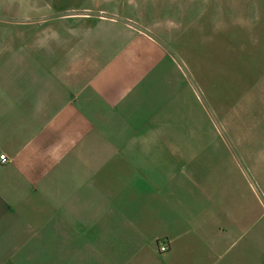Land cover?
Masks as SVG:
<instances>
[{
	"label": "crops",
	"instance_id": "0c3cea01",
	"mask_svg": "<svg viewBox=\"0 0 264 264\" xmlns=\"http://www.w3.org/2000/svg\"><path fill=\"white\" fill-rule=\"evenodd\" d=\"M200 5L2 0L0 264H264V134L171 68Z\"/></svg>",
	"mask_w": 264,
	"mask_h": 264
},
{
	"label": "rangeland",
	"instance_id": "374dc122",
	"mask_svg": "<svg viewBox=\"0 0 264 264\" xmlns=\"http://www.w3.org/2000/svg\"><path fill=\"white\" fill-rule=\"evenodd\" d=\"M200 6V21L180 30L179 43L171 39L167 45L171 68L184 74L204 102L209 94L203 91L212 86L218 102L212 114L217 133H248L254 139L264 134V0H201ZM18 25L24 27L17 18L0 14V85L17 74L16 62H4L2 39L13 46L19 34H32L30 24L25 30Z\"/></svg>",
	"mask_w": 264,
	"mask_h": 264
},
{
	"label": "built area",
	"instance_id": "2783aa9c",
	"mask_svg": "<svg viewBox=\"0 0 264 264\" xmlns=\"http://www.w3.org/2000/svg\"><path fill=\"white\" fill-rule=\"evenodd\" d=\"M0 162L5 164L8 162V157L3 154V155H0ZM159 250L161 253H166L168 250H169V245L168 244H161L160 247H159Z\"/></svg>",
	"mask_w": 264,
	"mask_h": 264
}]
</instances>
